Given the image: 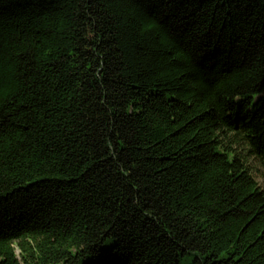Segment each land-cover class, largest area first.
<instances>
[{
  "label": "trees",
  "instance_id": "trees-1",
  "mask_svg": "<svg viewBox=\"0 0 264 264\" xmlns=\"http://www.w3.org/2000/svg\"><path fill=\"white\" fill-rule=\"evenodd\" d=\"M247 157L264 0H0V264H264Z\"/></svg>",
  "mask_w": 264,
  "mask_h": 264
},
{
  "label": "rangeland",
  "instance_id": "rangeland-1",
  "mask_svg": "<svg viewBox=\"0 0 264 264\" xmlns=\"http://www.w3.org/2000/svg\"><path fill=\"white\" fill-rule=\"evenodd\" d=\"M236 148L237 150L243 151L245 153V151L242 149L240 145H236ZM247 164L250 170L252 171V174L255 180L257 181L258 185L264 189V176H263V170H262L260 163L253 157H247ZM101 254H102V258H97V257L90 258L84 261L82 264H98V263L102 264L104 263L103 261V257L105 255L104 249L101 250ZM181 264H188V262H181Z\"/></svg>",
  "mask_w": 264,
  "mask_h": 264
}]
</instances>
